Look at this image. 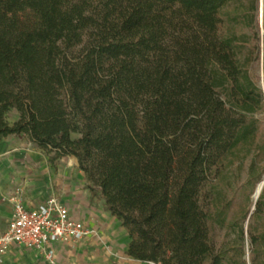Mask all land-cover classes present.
Segmentation results:
<instances>
[{
	"label": "trees",
	"instance_id": "obj_1",
	"mask_svg": "<svg viewBox=\"0 0 264 264\" xmlns=\"http://www.w3.org/2000/svg\"><path fill=\"white\" fill-rule=\"evenodd\" d=\"M259 58V0H0V138L23 137L52 168L73 158L128 258L246 264L223 184L258 144ZM214 227L232 228L230 246Z\"/></svg>",
	"mask_w": 264,
	"mask_h": 264
},
{
	"label": "crops",
	"instance_id": "obj_2",
	"mask_svg": "<svg viewBox=\"0 0 264 264\" xmlns=\"http://www.w3.org/2000/svg\"><path fill=\"white\" fill-rule=\"evenodd\" d=\"M24 142L28 143L24 139L21 145L0 147V201L16 194L26 207L36 208L55 197L69 210L72 219L89 230L78 244L55 245L54 264H141L126 256L130 239L121 224L103 210L102 201H90L85 177L76 161L65 158L52 168L42 151L28 143L42 153L30 168L31 158L25 153ZM18 187L21 192L17 194ZM11 211L7 203L0 204V233L6 229ZM0 264L45 263L36 251L12 246L0 256Z\"/></svg>",
	"mask_w": 264,
	"mask_h": 264
},
{
	"label": "rangeland",
	"instance_id": "obj_3",
	"mask_svg": "<svg viewBox=\"0 0 264 264\" xmlns=\"http://www.w3.org/2000/svg\"><path fill=\"white\" fill-rule=\"evenodd\" d=\"M263 6L264 0H259L260 58L253 65V71L256 76L257 85L261 90L263 100L262 106L258 109V111L254 115H252V117H248L249 119L252 118L256 122L258 144L255 145V149L248 159L233 165L231 170L228 172L226 180L223 184V191L225 193V195H223V198L227 200L226 203H229L228 205H230L229 209L227 210V223L230 224L231 222H233L235 223L236 227L242 226L244 230V259L246 264H264V241L260 245L256 247L254 246L252 248L254 252H252L249 242L251 237L256 238L264 233V218L257 219L253 214L256 201L258 200L264 189V32L262 26ZM76 52L77 51H75L74 54H76ZM16 118L17 115L12 112L7 116V122L12 123L16 120ZM73 137L77 136L74 135ZM23 140V138H21V141H18L16 139L7 140L0 138V147L3 145H21V142H23ZM23 145L25 153H27L31 158L30 163L28 162V167H30V164H34L35 161H38V155L42 156V153H40L33 146L26 142H24ZM252 162L254 164H252V167L255 174H263L261 177V182H259L253 188L251 184L247 183ZM27 172H30L28 168ZM258 187H261L260 192L259 195L255 197V192ZM17 191V194L21 192V190H19V187L17 188ZM14 198L20 199V197L15 194L13 198L2 199L0 201V204L7 203L9 207H12V200ZM248 211L249 213L247 214ZM210 236L216 248L222 245L230 246L232 240L234 239L232 228L220 229L218 227H214L211 229Z\"/></svg>",
	"mask_w": 264,
	"mask_h": 264
},
{
	"label": "built area",
	"instance_id": "obj_4",
	"mask_svg": "<svg viewBox=\"0 0 264 264\" xmlns=\"http://www.w3.org/2000/svg\"><path fill=\"white\" fill-rule=\"evenodd\" d=\"M89 234L82 222L55 197L36 208H28L14 198L6 229L0 233V256L12 246L36 251L45 264H54L55 245H75Z\"/></svg>",
	"mask_w": 264,
	"mask_h": 264
},
{
	"label": "water",
	"instance_id": "obj_5",
	"mask_svg": "<svg viewBox=\"0 0 264 264\" xmlns=\"http://www.w3.org/2000/svg\"><path fill=\"white\" fill-rule=\"evenodd\" d=\"M260 188H261V187H258V188H257V190H256V192H255V197H257V196L259 195Z\"/></svg>",
	"mask_w": 264,
	"mask_h": 264
}]
</instances>
